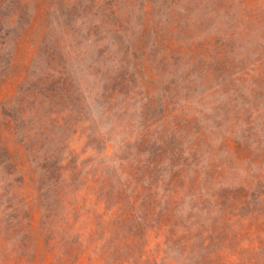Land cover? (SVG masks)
Here are the masks:
<instances>
[{
  "label": "rangeland",
  "instance_id": "obj_1",
  "mask_svg": "<svg viewBox=\"0 0 264 264\" xmlns=\"http://www.w3.org/2000/svg\"><path fill=\"white\" fill-rule=\"evenodd\" d=\"M174 163L186 185L173 222L191 243L161 246L160 259L199 262L211 229L206 264H264V0H0V207L33 200L35 227L27 238L0 228V264L12 251L21 264H66L74 200L127 208ZM224 190L249 204L230 208L235 231L211 201ZM149 225L105 226L109 264H148L164 240Z\"/></svg>",
  "mask_w": 264,
  "mask_h": 264
},
{
  "label": "trees",
  "instance_id": "obj_2",
  "mask_svg": "<svg viewBox=\"0 0 264 264\" xmlns=\"http://www.w3.org/2000/svg\"><path fill=\"white\" fill-rule=\"evenodd\" d=\"M147 86V82L142 85V88ZM147 90V87L145 88ZM177 112V109L170 113V117L174 121V126L178 129L181 127L187 128V124H183L177 121V115L174 113ZM163 132V131H162ZM163 134V133H162ZM155 163L150 161L148 165L144 168L145 172L149 170V167ZM153 165V166H154ZM172 169L169 173V177L161 181V187L159 188L157 184L149 182V189L146 197L141 198L139 195V190L136 195H131L128 199V206L124 208L123 206L116 205L118 208L114 210V207H109L110 205L106 204V209L103 213H99L101 204L104 202L103 199L97 200L95 205L96 210L93 212V209H89L88 199L86 200H74L73 205L70 208V212L66 215V264H95L97 261H103V264H109V255L111 252L104 251L103 243L100 241L97 236L100 231H103V228L106 226L108 229L116 227L117 231H120L122 227H127L132 225L133 230L136 233H141L143 227L149 218L150 225L148 226L147 232L157 230L156 238L163 237L157 247L158 251L155 254H151V251H148V264H167L168 258L160 259V247L168 246L169 244L174 246H179L183 253L185 249L189 247L191 240L185 236L181 235L180 231L177 229V225L173 222L174 218V207H176L181 200L180 193L178 188L185 186L184 173L185 169L183 165L174 163ZM142 171L138 167L133 169V172H130L128 175L132 179V183L140 179L142 176ZM12 176V175H10ZM223 179V173L217 172V179ZM195 184V183H194ZM13 185L7 182V187H12ZM131 187V183L127 184V189ZM138 186L135 185L137 190ZM155 188V192L150 193L151 190ZM158 188L161 191V195L157 193ZM225 194H214L211 195V201L215 203V207L218 209L220 214L219 227L223 232H226L229 227L233 231L237 228V223L240 221L235 220V217H241L240 214L233 213L230 209L232 207L244 209L245 206L249 205L238 195L236 192L226 191ZM242 198V199H241ZM26 201L24 198L15 203L10 201H5L4 204L0 207V228L8 227L13 233L21 232L24 238L30 237L33 234L35 227L32 224L31 220L27 219V216L31 213V206L33 200ZM207 201V200H206ZM210 201V202H211ZM208 202V201H207ZM24 207V212L22 211L21 206ZM207 210L209 208L205 207ZM137 209L142 210V215L137 214ZM27 213V216L24 214ZM255 212L252 211V217ZM97 217L100 223L96 224L94 229H91L89 233L86 232V229L89 226V222ZM48 219V216H46ZM137 219V223L134 224V220ZM256 220V217L253 218ZM151 222H154L151 225ZM25 223L28 224V230H23ZM45 222L39 223V231L41 230L43 236L47 237L49 230L44 226ZM134 224V225H133ZM185 232V230H184ZM108 234L105 231V235ZM143 235V234H142ZM144 236V235H143ZM202 238V247L206 255L199 256V262L193 261L191 264H206L207 253L211 246H214L218 241L219 237H215V232L213 230H206L201 233ZM142 238V237H141ZM52 239H49L51 242ZM222 251V249H221ZM220 251V252H221ZM212 255H210L211 257ZM19 256L15 255V251H12L9 254L8 262L9 264H21L19 261ZM118 259H116L117 263Z\"/></svg>",
  "mask_w": 264,
  "mask_h": 264
}]
</instances>
